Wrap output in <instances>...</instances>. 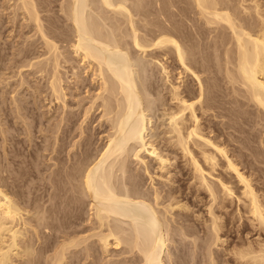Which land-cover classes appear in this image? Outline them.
Returning <instances> with one entry per match:
<instances>
[{"label":"bare ground","instance_id":"1","mask_svg":"<svg viewBox=\"0 0 264 264\" xmlns=\"http://www.w3.org/2000/svg\"><path fill=\"white\" fill-rule=\"evenodd\" d=\"M4 2L0 87L53 164L27 204L0 156V264H264V0Z\"/></svg>","mask_w":264,"mask_h":264},{"label":"rangeland","instance_id":"2","mask_svg":"<svg viewBox=\"0 0 264 264\" xmlns=\"http://www.w3.org/2000/svg\"><path fill=\"white\" fill-rule=\"evenodd\" d=\"M4 2V0H0V4L2 3V2ZM5 6V2H4V4L2 3V5H0V14H4V16H6L7 15V13H3V10H4V6ZM3 9V10H2ZM4 11H6V10H4ZM7 12V11H6ZM1 16H3V15H1ZM1 16H0V25H3V30L2 31H4V32H2L3 34L1 35V41L2 42H0V52L2 51V50H4V47H5V49H7L8 47H13V48H16V47H20V45L21 44H23V43H21V42H23L22 41V38L23 37H19V36H22V33H20V31H19V28H18V30L16 29V31H15V28H14V26H13V24H11L10 22H7L8 20V18H6V17H8V16H6V17H3V18H1ZM4 18H5V21H3L4 20ZM2 19V20H1ZM2 21L3 22H5V23H10L12 26L10 27V24H5V23H3L2 24ZM6 25H8V28L7 27H4V26H6ZM6 28V29H5ZM10 29V30H9ZM5 30H8V32H10L11 30H13V32H12V34H14V35H12V34H10V33H7V31H5ZM18 32V33H15V32ZM31 35H32V33H30ZM11 35V36H10ZM13 36H15L14 38H13ZM24 36V35H23ZM8 38V40L9 41H6V39ZM9 38H11V39H9ZM19 38H21V39H19ZM18 39V40H17ZM21 42H20V41ZM4 41H6V42H4ZM13 44L15 45V46H13ZM17 44V45H16ZM7 47V48H6ZM3 48V49H2ZM7 51V50H6ZM9 71H3V72H1V73H5V74H7V75H5V77H7L9 74ZM10 76V75H9ZM202 76H204L205 77V75L203 74ZM4 77V76H3ZM188 79H187V83H190V82H193L192 81V79H191V81H190V78L189 77H187ZM190 81V82H189ZM190 84H193V83H190ZM195 84V83H194ZM223 84V83H222ZM1 86V85H0ZM12 88V87H11ZM11 88H10V90H11ZM7 89H9V88H7ZM7 89L6 88H3V87H0V99H3V98H5V97H7V98H5V102L1 105L2 107V111H1V115H2V119H3V116H5L4 117V119L6 120V118H9V120L7 121V122H5V121H3L2 123H3V127L4 126H6L5 128H7L8 130H9V132L10 133H8L7 135H10V136H8V138H7V141H5V143L3 142V137L1 136V138H0V156H1V159L4 161V157H3V155H4V153H9L8 155H7V158H10V160H12V159H14V162L13 163H7L6 164V161H4V163L6 164V165H9L8 167L10 168V171H18L19 173H21V179L23 180V183H22V189H23V191H24V193H25V197H22V198H24V199H26L25 201L27 202V204H28V202H29V204H31V202L33 201V199H35V197L36 196H38L39 194H40V192H39V194H37L36 195V193L38 192V189H40V188H46V189H50V186L51 185H49V183L47 184V182L46 181H49V174L50 173H46V172H50V169H49V167L53 164V161L51 162V161H49V159L50 158H52L53 157V155L51 154V156H50V150H51V148H50V146L52 145V140H50L51 139V134H50V132H46V133H40L39 131H38V128H34V126H35V122L33 121V120H31V119H26V121H29V122H26V123H30V122H32L33 124H31V127L29 128V129H32V130H29V132L27 133V134H30L29 135V137H32L31 138V140H32V143L29 141L30 139H28L27 137H28V135H26L25 133H22L23 131L24 132H26V129H25V127L23 126L24 124L22 123V121H19V120H17L16 118H15V115H14V113L13 114H11L12 113V110H11V106H13V105H11L10 103H11V101H10V98L11 97H9L11 94H9V95H7L8 93H6L7 92ZM2 90H3V92H2ZM30 90V89H29ZM21 92H22V90H21ZM24 92V93H23ZM20 95H19V97L21 98L22 97V100H23V98H25L24 100L25 101H23V102H25V104H28V101H29V103L30 104H28V106L30 107V108H35V116H38L37 117V119H41V117H42V119L41 120H43V122H44V124H46V125H48V123H52L53 122V120L50 122L49 120H48V115H46V111L45 110H47V102L45 103L46 105L44 106V103L43 102H40L39 101V103H37V106H36V104H34V99H33V97L30 95L31 94V92L30 91H23ZM30 92V93H29ZM4 93H6V96H4L5 94ZM3 95V96H2ZM2 96V97H1ZM4 100V99H3ZM6 101H8V102H6ZM27 101V102H26ZM22 102V103H23ZM6 103H8V104H6ZM33 104V105H32ZM9 105H10V107H9ZM32 106V107H31ZM6 107V108H5ZM46 107V108H45ZM10 110H9V109ZM37 108V109H36ZM41 110V111H40ZM40 113V114H39ZM213 114H215V113H213ZM14 115V116H13ZM13 116V117H12ZM44 118V119H43ZM46 118V119H45ZM3 119V120H4ZM15 121H14V120ZM215 120H213L214 122H215V124H216V122L217 123H219V124H217V127H220L219 125H221V127H222V124H220V121L221 122H223V121H225V119H222L221 118V120H219V118L217 119V118H214ZM219 120V121H217V120ZM48 122H47V121ZM13 121H14V123H13ZM17 121H19L20 122V124H19V122H17ZM6 123V124H5ZM8 123V124H7ZM17 123V124H16ZM14 125H17V126H14ZM20 126V127H19ZM11 127V128H10ZM11 129V130H10ZM23 131H22V130ZM36 130H37V132H36ZM15 132V133H13V132ZM30 132H32V133H30ZM40 133V134H39ZM21 134H23V135H21ZM26 136H25V135ZM33 134V135H32ZM46 134V135H45ZM42 135H44V136H42ZM14 137V140H12V142H11V140H9V138L10 137ZM22 137V138H18V137ZM37 136V137H36ZM48 136V137H47ZM48 138V140H46V138ZM26 138V139H25ZM36 138V139H35ZM45 138V139H44ZM2 139V140H1ZM25 139V140H24ZM8 141H10V142H8ZM25 141V142H24ZM45 141V142H44ZM2 142L4 143V146L5 147H7L6 148V151L7 152H5L4 151V149L1 147L2 146ZM28 142H30L31 144L30 145H32V146H30L29 145V143ZM34 142V143H33ZM35 142H36V145H34L35 144ZM39 142V143H38ZM24 143V144H23ZM6 144H7V146H6ZM11 145V146H10ZM18 145V146H17ZM35 146V147H34ZM48 146H49V148H48ZM162 146V145H161ZM17 147V148H16ZM28 147H30V148H28ZM13 148V149H12ZM44 148H48L47 149V151L46 150H43ZM29 149H31V150H29ZM27 150H29V151H27ZM24 151V152H23ZM44 151V152H43ZM28 152V153H27ZM39 154H38V153ZM49 152V153H48ZM24 153H26V154H24ZM43 153H44V155H43ZM11 154V155H10ZM29 154V155H28ZM46 154H47V156H46ZM39 157H38V156ZM40 155H42V156H40ZM19 156V157H18ZM16 157V158H15ZM45 157V158H44ZM48 158V159H47ZM42 159V160H41ZM44 160V161H43ZM45 160H47L46 162H45ZM38 162H41V163H38ZM51 162V163H50ZM24 163V164H23ZM21 164V165H20ZM14 165V167H12ZM35 166H37V167H35ZM49 166V167H48ZM46 167V168H45ZM12 168V169H11ZM28 169V170H27ZM9 170V169H8ZM36 170H39V171H36ZM30 172V173H29ZM179 173H181V172H179ZM178 173V174H179ZM38 174H40V175H38ZM43 174V175H42ZM45 174V175H44ZM47 174V175H46ZM39 176V177H38ZM44 176H45V178H47V179H45L44 178ZM48 176V177H47ZM180 176V177H179ZM179 176L177 175L176 177H177V179H179V181H180V183L182 184V185H184L185 183H186V178H185V176H183L182 175V173L181 174H179ZM182 176V177H181ZM19 177V176H18ZM184 177V178H183ZM28 178V179H27ZM46 180V181H44V179ZM32 179L34 180V181H32ZM39 179H42L41 180V182L42 183H38V180ZM146 182L148 181L147 179L145 180ZM144 181V182H145ZM29 182V183H28ZM40 182V181H39ZM148 184L147 185H145V188L146 187H148V185H149V181L147 182ZM35 184V185H34ZM40 184H42V185H40ZM45 185V186H44ZM48 185H49V187H48ZM42 186V187H41ZM35 188V189H34ZM38 188V189H37ZM30 189H32V190H30ZM36 191V192H35ZM48 193V192H47ZM30 194V195H29ZM28 195V196H27ZM32 195V196H31ZM35 196V197H34ZM31 197V198H30ZM34 197V198H33ZM45 200H47L48 199V197L46 196L45 198H44ZM29 200V201H28ZM188 201V203L191 205V206H193L194 204H193V202H192V199H188L187 200ZM50 203V202H49ZM49 203H46V204H48L49 205ZM196 208V210H199V207H195ZM85 214V213H84ZM56 233L57 232H53V234L51 235L52 237H51V240H49V242L50 243H53V242H56V240H54L55 239V236H56ZM54 234H55V236H54ZM58 234V233H57ZM200 234H202V233H200ZM176 239H178V238H176ZM175 240V239H174ZM57 241H59V239L57 240ZM183 243H178V244H171L170 246V252H171V255H173V258H172V264H206L205 263V260H206V257H205V255H204V253H203V251L201 250V249H195V251H193V250H191L192 249V245H190L189 244V242L188 241H182ZM188 244H187V243ZM175 243H177V242H175ZM185 243V244H184ZM174 245H177V246H179V247H175ZM183 245V246H182ZM36 246H39V244L37 245L36 244ZM187 246H189V247H187ZM175 248V249H174ZM178 248V249H177ZM182 248V249H181ZM188 248V249H187ZM180 251V252H179ZM197 251V253H194V252H196ZM176 252V253H175ZM183 252V253H182ZM191 252H192V254H193V256H192V254H191ZM49 253H51V251H49ZM48 253V254H49ZM177 254V255H176ZM190 254V255H189ZM176 255V256H175ZM181 255V256H180ZM204 257H203V256ZM175 256V257H174ZM180 257V258H179ZM179 260H178V259ZM205 258V259H204ZM193 259V260H192ZM188 260V261H187ZM167 261H168V259H167ZM177 261H179V262H177ZM187 261V262H186ZM192 261H194L193 263H191ZM168 263H170V262H166V264H168Z\"/></svg>","mask_w":264,"mask_h":264}]
</instances>
